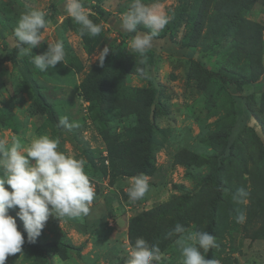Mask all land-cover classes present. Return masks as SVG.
Wrapping results in <instances>:
<instances>
[{
	"label": "rangeland",
	"instance_id": "rangeland-1",
	"mask_svg": "<svg viewBox=\"0 0 264 264\" xmlns=\"http://www.w3.org/2000/svg\"><path fill=\"white\" fill-rule=\"evenodd\" d=\"M54 1L0 0V58L16 46L20 14L47 12ZM83 1L110 13L103 18L84 5L102 28L98 36H82L66 0H56L33 49L43 54L62 40L64 62L45 72L17 54L0 63V141L56 139L58 151L85 160L95 197L88 215H50L38 237L68 246L39 249L22 233L21 252L5 264H125L137 238L159 245V264H182L179 237L167 233L177 223L185 238L208 231L215 194L208 177L219 164L223 200L210 260L264 264V0H159L169 22L153 38L146 65L122 28L131 0ZM220 68L242 83L228 87L212 74ZM65 117L71 128L60 124ZM139 174L150 190L132 201L124 189ZM241 187L249 196L238 203L233 195ZM241 213L242 223L235 219Z\"/></svg>",
	"mask_w": 264,
	"mask_h": 264
},
{
	"label": "clouds",
	"instance_id": "clouds-1",
	"mask_svg": "<svg viewBox=\"0 0 264 264\" xmlns=\"http://www.w3.org/2000/svg\"><path fill=\"white\" fill-rule=\"evenodd\" d=\"M65 12L80 26V34L90 38L98 36L102 28L90 19L82 0H66ZM169 17L160 10L159 0L151 4L144 0H131L128 10L122 15V28L135 33L129 42L131 51L140 57L139 64L146 65L147 52L153 38L165 29ZM47 25L46 12L29 9L20 14L13 35L17 55L27 57L29 63L40 72L53 69L58 62H64L66 51L63 41L48 44L43 54H33L41 39V32ZM149 29L141 33L138 26ZM109 49H104L101 65ZM137 72L145 74L144 67ZM64 127L71 128L68 119L60 120ZM85 160L77 159L58 151V141L49 135L31 139L27 145L20 139H13L11 146L0 141V264H5L10 255L20 253L25 235L18 230L16 218L9 215V209H17L16 217L23 223L28 243H35L41 235L50 215L57 218L88 215L95 197V189L85 170ZM9 186V187H6ZM150 190L148 177L139 174L130 178L124 189L132 201H137ZM249 192L241 187L233 199L242 203ZM243 213L235 217L244 222ZM187 231L177 223L167 233L169 238L178 236L182 264H219L215 259L207 260L204 254L215 248L216 238L207 231L196 230L185 238L180 234ZM201 250L204 254H202ZM163 253L158 244H149L144 238H137L130 246L125 264H159Z\"/></svg>",
	"mask_w": 264,
	"mask_h": 264
},
{
	"label": "trees",
	"instance_id": "trees-1",
	"mask_svg": "<svg viewBox=\"0 0 264 264\" xmlns=\"http://www.w3.org/2000/svg\"><path fill=\"white\" fill-rule=\"evenodd\" d=\"M56 1V0H55ZM55 1L50 5V8L46 12V20L47 22L51 20L54 16V10L56 8L55 6ZM83 5H88L90 9H93L100 17H107L108 14H110L106 9L102 8L99 3L96 5L88 4L86 1L82 0ZM43 30V29H42ZM139 31H146L148 32L149 29H146L144 27L138 26ZM129 36H134L135 33H129ZM154 38L158 39L161 38L159 35H156ZM16 54H17V49L16 46L14 49H12L11 53L8 56H5L4 58H0V63L5 62L6 60H10L12 62L16 61ZM212 74L216 75L220 80L223 81V83H228V87H237L238 84L242 83L241 80L235 76L234 72L227 68H220L216 71H213ZM222 165L219 164L218 166L215 167V169L211 172L209 175V179H212L214 184H215V194L214 197L211 201L210 209H209V222H208V233L216 237L215 233V226H216V216H217V209L219 203L223 200V180H222ZM14 218L15 215L11 214ZM17 221V226L21 230L22 233L26 235L24 232L23 224L16 218ZM35 246L39 249L42 248H59V247H64L68 246L65 241L63 240H58V241H51V242H41L39 238L36 239L35 241ZM216 250V247L213 249H210L206 255L205 259L210 260V255L211 253Z\"/></svg>",
	"mask_w": 264,
	"mask_h": 264
}]
</instances>
